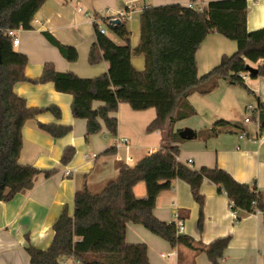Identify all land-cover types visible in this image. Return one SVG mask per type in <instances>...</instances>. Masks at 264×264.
Returning a JSON list of instances; mask_svg holds the SVG:
<instances>
[{
	"label": "trees",
	"instance_id": "16d2710c",
	"mask_svg": "<svg viewBox=\"0 0 264 264\" xmlns=\"http://www.w3.org/2000/svg\"><path fill=\"white\" fill-rule=\"evenodd\" d=\"M44 3L45 0H0V202L10 201L22 190L32 189L37 174L44 172L48 177L53 172L18 161L24 123L48 110L60 118V111L56 106L29 108L26 101L14 93L15 83L26 80L24 67L28 58L15 51L12 40L5 35L11 29L30 30L33 16ZM191 6L177 3L144 7L140 14V40L135 49L129 43L126 20L111 25L109 18H102L111 33L124 40V45H117L100 33L95 21L96 41L89 49L88 64L105 61L109 66L107 72L94 78H82L70 71L59 72L47 64L43 66L41 76L32 80L34 83L51 81L56 91L72 96V116L86 119V137L98 134L102 122L106 131L115 137L118 122L111 114L120 103H126L135 111L154 109L156 116L145 130L160 132L161 141L157 151L132 167L123 166L116 181L109 183L99 194H92L87 188L76 192L72 214L69 215L64 207L52 223L54 234L47 249L31 245L25 248L28 264H58L69 254L79 259L80 264H150L147 245L126 242L129 223L141 225L172 247L204 252L211 264H220L229 245L228 236L203 244L178 233L174 222L165 223L155 216L157 194L168 188L167 182L175 179L188 183L199 206V231L203 228L204 203L200 186L205 179L227 195L231 210L247 214L258 210L264 226V194L256 182L241 183L219 167L195 170L177 160L179 148L174 145L183 140L174 129L176 122L196 113L189 101L193 92L206 93L219 79L245 88L239 74L246 72L247 64L255 66L264 59V27L255 31L247 29L246 0H212L202 7H196L193 2ZM211 32L234 41L237 50L223 55L219 64L198 76L195 55L198 46ZM42 35L66 60H77L78 52L74 47L61 44L48 31ZM132 54L144 57L143 70L139 71L131 64ZM256 68L257 73L250 76L264 78V63ZM97 101L102 104L94 108L93 103ZM257 111L259 127L264 132V103L258 104ZM39 127L55 138L65 136L70 130V126L57 123L39 124ZM238 130L234 123L217 120L199 135L207 139ZM74 152L73 147L66 146L61 156L62 164H66ZM139 182L146 185L143 198L133 192Z\"/></svg>",
	"mask_w": 264,
	"mask_h": 264
},
{
	"label": "crops",
	"instance_id": "0c3cea01",
	"mask_svg": "<svg viewBox=\"0 0 264 264\" xmlns=\"http://www.w3.org/2000/svg\"><path fill=\"white\" fill-rule=\"evenodd\" d=\"M212 0H45V3L33 16L30 30L15 29L19 42L13 47L27 56L24 67L26 80L15 83L14 93L26 101L29 108L46 109L56 106L60 118L51 111H44L24 123L22 148L19 163L35 166L42 171L53 172L45 176L44 172L34 177V186L30 190L18 192L10 201L0 202V264H28V245L47 249L54 231L52 223L64 207L72 214L73 195L87 188L92 194H99L111 182L116 181L123 165L115 158L130 156L131 164L160 148L161 134L158 131L146 132L147 124L156 114L153 108L144 111L132 110L126 103H120L111 114L117 118V134L111 136L103 122L98 134L86 137V119L72 116V96L55 90L51 81L34 83L41 76L43 66L51 64L59 72L70 71L82 78H94L107 72L105 61L96 65L88 64L91 45L96 41L93 23L89 17H95L98 26L105 28L104 34L115 44L124 45L123 39L111 33L102 18L115 16L129 6L126 27L130 32L131 48L139 44L140 17L144 7L163 4H181L188 6L194 2L202 7ZM249 31L264 27V0H246ZM107 11V16L102 13ZM100 15V16H99ZM106 15V14H104ZM122 20V19H121ZM120 20V21H121ZM48 31L61 44L70 45L78 52L76 61H68L42 35ZM195 55L198 76L208 73L219 64L223 55L237 50L236 43L217 32H211L198 46ZM131 64L139 71L145 68L144 57L132 54ZM260 59L253 67L261 66ZM245 88L227 84L222 79L206 93L193 92L189 101L195 114L181 119L174 125L175 131L187 127L196 132L197 137L183 139L175 143L179 154L177 160L198 170L202 167H219L241 183L256 182L264 194V132L258 123L257 109L264 103V78L251 77L247 71ZM102 102L93 103V107ZM254 109L247 110L246 106ZM246 117L249 121H244ZM225 120L238 126V131L222 132L203 139L199 132L208 129L213 122ZM57 123L70 126L63 137L55 138L44 132L39 124ZM126 138L127 145L114 148L116 138ZM66 146L75 149L73 157L62 164L61 156ZM191 160L188 164L187 160ZM132 165V166H133ZM66 169L71 174L65 175ZM168 188L157 194L153 212L163 222H175V213L183 221V233L195 241L208 244L217 237L228 236L229 245L224 250L220 264H264V226L261 214L236 212L229 207L227 195L205 179L200 192L204 195L202 206L203 223L199 231L197 222L199 206L194 201L188 183L175 179L167 182ZM134 195L143 198L146 185L139 182L133 187ZM126 242L147 245L150 264H211L204 252L196 253L192 249L172 247L158 236L139 224L126 226ZM175 251L176 256L161 257V254Z\"/></svg>",
	"mask_w": 264,
	"mask_h": 264
},
{
	"label": "built area",
	"instance_id": "2783aa9c",
	"mask_svg": "<svg viewBox=\"0 0 264 264\" xmlns=\"http://www.w3.org/2000/svg\"><path fill=\"white\" fill-rule=\"evenodd\" d=\"M188 7H192L191 4L188 5ZM106 14V15H104ZM128 14H129V6L126 10H120L117 14H115V16H109L107 18H109V23L112 25L114 23H111V19H114V18H119L120 20H126L128 18ZM100 16V15H99ZM102 16H107V11L103 12L102 13ZM89 19L91 20L92 23H94L96 21V18L95 17H89ZM99 32L100 33H104L105 32V28L102 27V26H99ZM5 35L7 37H9L11 40H12V45L13 47L19 42V39L17 37V35H15V29H11V30H8L5 32ZM248 73V72H247ZM241 78H243L245 80V76L246 75H242L241 73L239 74ZM246 109L247 110H252L254 109L253 105H250L248 104L246 106ZM257 113V109H254ZM245 122L246 121H249V118L246 117V119L244 120ZM127 145V139L126 138H119L117 137L116 138V141H115V144H114V148H121V146H126ZM115 158L118 162H120L123 166H131V157L130 156H125V157H122L121 155H119V153H116L115 154ZM188 164H191V160H187ZM71 174V170L70 169H66L65 171V175H69ZM231 204H229V207L231 209ZM236 212V210H233ZM254 214L256 215H259L260 212L257 210L254 212ZM175 228L177 229L178 233H183L184 231V228H183V221L180 220V218L178 217V213L176 212L175 215ZM169 256H176V252L175 251H171V252H168L167 254H161V257H169ZM58 264H80V261L79 259H77L74 255L72 254H69L68 256H64L62 259L59 260Z\"/></svg>",
	"mask_w": 264,
	"mask_h": 264
},
{
	"label": "water",
	"instance_id": "95a60500",
	"mask_svg": "<svg viewBox=\"0 0 264 264\" xmlns=\"http://www.w3.org/2000/svg\"><path fill=\"white\" fill-rule=\"evenodd\" d=\"M119 22H120L119 18L111 19V23L117 24ZM245 70L248 72L249 75L257 73V68L249 64L246 65ZM178 135L182 139H193L197 137L196 132H194L192 129H189L187 127L181 128L180 131H178Z\"/></svg>",
	"mask_w": 264,
	"mask_h": 264
},
{
	"label": "rangeland",
	"instance_id": "374dc122",
	"mask_svg": "<svg viewBox=\"0 0 264 264\" xmlns=\"http://www.w3.org/2000/svg\"><path fill=\"white\" fill-rule=\"evenodd\" d=\"M196 7H199V6L196 5ZM130 164H131V163H130ZM132 165H133V164H131V167H132Z\"/></svg>",
	"mask_w": 264,
	"mask_h": 264
}]
</instances>
